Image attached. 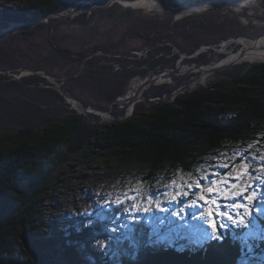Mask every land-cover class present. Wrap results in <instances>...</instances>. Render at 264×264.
<instances>
[{
  "label": "rangeland",
  "instance_id": "rangeland-1",
  "mask_svg": "<svg viewBox=\"0 0 264 264\" xmlns=\"http://www.w3.org/2000/svg\"><path fill=\"white\" fill-rule=\"evenodd\" d=\"M120 1L123 2L124 0ZM134 1L137 7H143V4L148 5V1L152 2L151 5L153 7L161 6L160 8H162V1L168 7L171 6L166 2L167 0H148L146 3L143 2L146 0ZM199 1L196 0L192 3H200L201 1ZM210 1V3H207L209 7L212 9L220 8L212 15V18H214L212 22L221 25L219 27L221 32L228 34L230 30L236 31L239 28L250 37H228L229 39L212 44L200 39L206 35V30L200 31L194 36L190 33L182 36V40L191 39L190 43L193 42V44H195V41L198 44L202 40L194 52H184L180 47H176V43L168 44L174 50H171L172 53L170 51L166 53V63L162 64L163 73L165 74L163 78L165 80H161L160 82L162 83L153 80V87L160 88V90L165 92L166 99L173 101L178 95L218 83L225 79L235 66L260 64L249 62L233 64L226 69L220 68L219 71H212L208 80L206 79L201 84L198 83V79L202 77L201 71L203 68L228 59L233 51L239 52L240 46L237 45L239 40L242 38L256 40L264 37V0ZM232 2L248 11L231 8L232 5L230 3ZM124 3L126 2L124 1ZM192 3L180 7L182 10L176 16L178 17L176 20L186 19L191 16L189 13L191 9L189 8V10L187 7H190ZM199 5L204 6L203 4ZM15 6L17 9H19L18 6L21 7V5L15 4L8 7L13 10ZM153 7H146V11L149 12V8ZM177 7L171 6L172 9H180ZM2 11L3 8L0 5V17H2ZM73 12L75 11L66 10L65 12H59L58 14H61L62 18H52L49 23L40 27L39 30L37 29V40H34L33 43H23L20 50L30 53V49L33 47V49L37 48L39 53L47 55L49 51L55 49L54 46L57 50H70L71 48H66V46H78L84 44V42L85 44L88 43L87 39H79L77 42V40L74 41L68 37L69 31L67 29L71 27L77 28V23L74 24L73 21L77 20L75 16L78 13H82V11H76L74 16L70 17ZM66 15H69V17L65 18ZM253 31H255V34H253ZM31 34L34 33L27 32L28 36ZM69 40L71 42L67 44ZM8 42L13 43L12 40L8 39L4 41V47L0 45V68L2 71H6L5 73H0V78H2L0 79V130H8V133H15L20 129L24 121L34 123L38 117L46 116L51 117L50 121L56 120L59 118L58 114H65V110L61 109L63 107H69L70 113L73 112L71 110L78 111H75V115L83 116L85 118L84 121L87 120V124L92 123L88 114H93L94 119L99 117L100 120H104L105 124L108 125L113 124L112 122L116 119H122L123 115L126 120L134 116V101L129 103L125 99V101L120 102L121 106L114 99L107 101L102 97H95L93 100H82L83 102L80 100L73 101L70 98L64 101L61 94L58 93L56 95V93L46 92L47 90L44 89L47 86L41 85L38 90L33 86H29L23 77L16 76L14 72L8 71L13 69L6 66L5 60H8L9 56L14 55L16 53L15 48H17V43L7 44ZM6 44L7 47H5ZM221 47L225 48V50L220 49ZM71 50L75 51L74 49ZM69 53L75 54L73 52ZM227 53L228 58H226ZM186 69L193 71L184 73ZM157 76L155 75L152 79H156ZM4 78L10 79V81L7 80L9 83L4 85ZM57 85H59L60 90L65 91L62 88V84ZM67 87L69 88V86ZM139 88H134V91L130 94L131 99L136 97V91H139ZM228 91L225 90L223 92ZM166 99L156 97L150 101L148 100L146 101L147 105L145 104L142 110L147 111L149 104H158ZM54 102L59 103L58 106L53 105ZM32 104L36 107H42L44 111L33 114L26 111L32 108ZM81 106L82 108L86 107L88 114L84 113L85 111L80 108ZM123 106L126 108L122 109L124 108ZM121 110H124V113L121 114L120 118V114L116 116L114 112L120 113ZM45 112H48V115ZM37 121L38 124L35 125L37 128H41V126L49 122L46 119ZM231 146H235L230 149L232 151H223L206 159L193 175L168 174L167 169H165L151 182L146 178L145 170L137 161L97 158L94 152L98 149L94 146L77 155L65 158L52 176L51 181L59 179L62 180V184L57 185L58 187L44 199L41 222L45 226H42L39 230V234L43 239L49 240L52 238L58 243L54 253H59L61 257L55 259L53 263L69 264L68 260L63 257L66 248L64 247L65 249H63L62 246L66 245V247H76L82 262H86V264H102L103 259H108L107 262L110 263L115 261V264H120V260L123 258L137 256V252L141 249V243L138 238H141V233L146 228L155 246L165 243L173 244L180 242L182 239H191L190 242L194 244H205L209 231L205 209L211 208L213 218L219 220L215 215L216 204H219L220 211H228L233 219H238L236 213L227 206L234 203L248 202L243 197H232L231 193L246 184H252L254 189H259L261 187L259 181L264 180V140L256 139L250 144L249 148L242 151L238 147L240 146L239 144ZM239 160L240 162H237ZM240 164H246L247 172L239 167ZM224 165H227V167ZM233 168L236 170L232 171ZM253 170L255 175H249ZM210 181H216V183L213 184ZM253 181H256V183L253 184ZM197 182H199V188L195 186ZM190 183L192 184L191 188L188 187ZM50 184L53 185L54 183L51 182ZM208 188H213L214 191L208 192ZM201 192L206 199H215L216 204H205L204 201L199 200L198 194ZM247 194L245 192V195ZM117 198L123 199L124 203H115ZM148 199L153 201V204L150 205V211H131L130 206L132 203H139L143 206L147 204ZM193 199H196V205L194 206L191 205ZM157 200L160 202L159 207L155 206ZM250 207L252 210L249 214V219L251 218L249 225L251 234L249 237L261 232L260 225L255 221L256 209H261L258 213L264 215V205L260 203L259 196L251 202ZM115 208H119L120 212L116 213ZM125 208L130 210L126 212L124 211ZM202 215L204 216L203 219L201 218ZM223 222L227 227L219 230L238 227L227 219H224ZM96 223H107L103 225L102 229L104 237L85 239V235H82L83 232L86 229L94 228ZM140 224H142V227ZM94 232L100 234L98 231L94 230ZM95 233L94 236H96ZM28 258L27 256L24 259L29 261Z\"/></svg>",
  "mask_w": 264,
  "mask_h": 264
},
{
  "label": "trees",
  "instance_id": "trees-1",
  "mask_svg": "<svg viewBox=\"0 0 264 264\" xmlns=\"http://www.w3.org/2000/svg\"><path fill=\"white\" fill-rule=\"evenodd\" d=\"M43 5L46 11L29 21L49 15L47 3ZM11 20L26 21L21 16ZM220 26L213 23L200 39L213 44L228 37L249 36L239 28L224 34ZM191 41L184 39L180 49L194 52L202 40L198 44ZM143 107L137 106L132 118L100 131L79 153L94 146L97 158L135 160L150 182L165 169L168 174L193 175L212 155L232 151L235 146L231 145L239 144L242 151L254 140H264V63L235 66L218 83L178 95L173 101L151 104L147 111ZM68 113L58 114L53 121L46 116L38 117L34 123L23 120L17 132H0V264H54L61 257L54 253L58 243L52 238L43 239L39 230L45 226L41 222L44 199L62 184L59 179L51 181L52 176L71 156L67 143L85 120ZM114 114L121 118L123 112ZM42 119L49 122L37 128V120ZM115 212L120 209L115 208ZM255 221L261 227L255 236L249 237L248 217L243 225L219 230L223 233L220 240L205 244L182 239L155 246L146 228L138 238L141 249L137 256L123 258L120 264H264V215L257 210ZM104 224L107 223H96L82 235L85 239L102 238ZM62 248L69 264H86L76 247ZM27 256L29 261L24 259ZM107 261L103 259L102 264H115Z\"/></svg>",
  "mask_w": 264,
  "mask_h": 264
},
{
  "label": "flooded vegetation",
  "instance_id": "flooded-vegetation-1",
  "mask_svg": "<svg viewBox=\"0 0 264 264\" xmlns=\"http://www.w3.org/2000/svg\"><path fill=\"white\" fill-rule=\"evenodd\" d=\"M39 1L43 4L47 3L50 9L49 15L66 10L71 12L87 10L75 16L77 20L73 22L77 23V28L71 27L67 31H69V39L77 40V42L79 39H87L88 43L66 46L75 51L57 50L54 46L55 49L53 48L54 50L45 55L31 46L30 53L20 48L23 43L36 41L39 28L46 24L9 35H1L0 45L2 47H4V41L8 39L17 43L16 53L5 60L6 66L13 69L8 71L23 77L24 81L36 90L41 85L47 86L44 89L47 90L46 92L56 93V95L59 93L64 101L67 100L66 96L59 92L57 84H62V88L67 93L80 101L102 97L107 101L114 99L121 106L120 102L126 99L129 103L135 102V109L139 105L144 106L146 101L156 97L166 99L165 92L153 87V80L158 83L165 80L162 64L166 63V53L168 51L172 53L171 50H174L168 44L176 43V47H180L183 43L182 36L189 33L194 36L200 31L209 29L214 20L212 15L220 9L209 7L207 3H210V0H200V3L195 2L187 7L191 9H189L191 15L189 18L177 20L173 24L182 8L172 9L164 1L160 8L161 6L153 7L152 2L148 0L143 1L145 3L148 1V5L143 4V7H137L134 0H124L126 3L120 0H50L49 2L45 0H1L0 5L3 11L0 17V28L33 22L29 20L47 9V6ZM97 2H102V5L92 8ZM14 4L21 5V7L18 6L19 9H17L15 6L13 10L8 7ZM150 6L153 8H149L150 11L147 12L146 7ZM125 10L128 12L121 19L101 17L102 13L114 12L116 15ZM15 16H21L26 21L14 22L11 18ZM27 32L34 34L28 36ZM70 42L69 40L67 44ZM13 43L8 42L7 44ZM68 51L75 54H70ZM30 70L39 74H31ZM155 75H158L157 78L152 79ZM3 80L4 85L9 83L7 80L10 81L6 78ZM134 88L140 89L136 91V97L140 99L130 98ZM123 107L122 109L126 108ZM61 109H64L65 113L69 112V107ZM26 111L33 114L44 111V109L39 110L32 104V108ZM71 111L75 114L76 110ZM121 112L124 113V110ZM45 114L48 115V112ZM4 131L0 130V132Z\"/></svg>",
  "mask_w": 264,
  "mask_h": 264
},
{
  "label": "snow or ice",
  "instance_id": "snow-or-ice-1",
  "mask_svg": "<svg viewBox=\"0 0 264 264\" xmlns=\"http://www.w3.org/2000/svg\"><path fill=\"white\" fill-rule=\"evenodd\" d=\"M224 166L227 167V165H224ZM239 167L241 169H244L245 172H247L246 164H240ZM235 170L236 169L233 168L232 171H235ZM229 175H231V173H229ZM249 175H255V171L253 170V172L250 173ZM210 182L213 184L216 183V181H210ZM254 183H256V181H253V184ZM259 183L261 185V187L259 189H254L252 184H246L242 187L237 188L235 191H233L231 193L232 197H243V199L248 202V203H234V204L227 206V207L231 208L233 212L236 213V217H238V219H233V217L230 215V213L228 211H220V205L216 204L215 199H212V200L206 199L205 195L202 192L200 194H198V199L201 201H204L205 204H216L215 215H216V217L219 218V220L213 218V211L211 210V208L205 209V213L207 216L206 223H207V226L209 229L205 243L211 241L212 239L220 240L222 238L223 233H221L219 231V229H223V228L227 227V225L223 222L224 219H227L229 222L236 224L237 226L245 224V221H247L249 214H250V211L252 210L250 207L251 202L253 200H256L258 196L260 198V203L262 205H264V180H260ZM195 186L197 188H199L200 187L199 182H197ZM188 187L191 188L192 184L190 183L188 185ZM207 191L213 192L214 189L208 188ZM245 192H247L248 194L245 195ZM185 194H186V191H185ZM173 198H175V197H173ZM115 203L123 204L124 200L117 198ZM152 204H153V201L151 199H148L146 205L142 206L139 203H132L130 208H131V211H133V212H141V211L142 212H148L151 210L150 205H152ZM159 204H160V202L157 200L155 202V206L159 207ZM191 205H193V206L196 205V199H193L191 201ZM129 210H130L129 208L124 209V211H126V212ZM256 210L260 211L261 209H256ZM181 211H183V209H181ZM201 218L203 219L204 216L202 215Z\"/></svg>",
  "mask_w": 264,
  "mask_h": 264
},
{
  "label": "water",
  "instance_id": "water-1",
  "mask_svg": "<svg viewBox=\"0 0 264 264\" xmlns=\"http://www.w3.org/2000/svg\"><path fill=\"white\" fill-rule=\"evenodd\" d=\"M102 5V2H97L92 8H94L95 6H100ZM231 8L234 9H241L242 11H248L245 10V8L241 7L240 5L232 2L230 3ZM80 11H87V10H80ZM128 12V10H125L124 12H118L116 15L114 14V12H107V13H102L101 17L102 18H117V19H121L123 18L124 15H126ZM76 12H73V14L71 13L70 17ZM115 15V16H114ZM63 16L61 14L58 13H52L44 18H41L39 20L30 22V23H20V24H13L7 28H0V36L1 35H9V34H13L16 32H20L23 30H27L33 27H37L46 23H49V21L52 18H62ZM66 17H69V15H66ZM177 20H175L173 22V24H175ZM258 39H256L257 41ZM233 64H229L221 69H226L227 67L232 66ZM220 69H215L213 71H219ZM6 71H2L0 70V73H5ZM29 73L31 74H39L38 72L32 71L30 70ZM58 90H60V88H57ZM60 92L66 96L67 98H70L73 101H79L77 99H75L73 96H71L69 93H67L66 91L60 90ZM85 110L84 113L88 114V110L86 109V107H83ZM90 120L92 121V123L87 124L86 121H84L76 130L74 137L67 143V153L68 155H75L77 153H79L81 151V149L85 146V144L89 141H92L96 136H98V134L100 133V131L105 130V128H107L109 125L105 124L106 122H104V120H100V119H94L93 118V114H88ZM126 117L123 115L122 119L119 120H114L112 123H117V122H121V121H125Z\"/></svg>",
  "mask_w": 264,
  "mask_h": 264
},
{
  "label": "bare ground",
  "instance_id": "bare-ground-1",
  "mask_svg": "<svg viewBox=\"0 0 264 264\" xmlns=\"http://www.w3.org/2000/svg\"><path fill=\"white\" fill-rule=\"evenodd\" d=\"M194 1H196V0H167L166 2L175 8L177 6H178L177 8H180L182 5L186 6L187 4L192 3ZM237 45L240 46L239 52L236 53L233 51V52H231L230 57L229 56L226 57V58L229 57L228 59L217 62L216 64H212L210 67L203 68L202 71L200 70L202 72V77H201V79H198V83L201 84L202 82L206 81V79L208 80V78L211 76V72L213 70L223 68L229 64H239V63H243V62H247V63L248 62L249 63H262V62H264V37L261 39L258 38L257 41L242 38L241 40H239L237 42ZM220 49L225 50V48H222V47ZM192 71L193 70H187L186 69L184 73H191ZM78 108H79V106H78ZM80 108L84 111V108H82V106Z\"/></svg>",
  "mask_w": 264,
  "mask_h": 264
},
{
  "label": "clouds",
  "instance_id": "clouds-1",
  "mask_svg": "<svg viewBox=\"0 0 264 264\" xmlns=\"http://www.w3.org/2000/svg\"><path fill=\"white\" fill-rule=\"evenodd\" d=\"M98 119H99V117H98Z\"/></svg>",
  "mask_w": 264,
  "mask_h": 264
}]
</instances>
